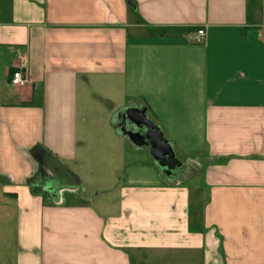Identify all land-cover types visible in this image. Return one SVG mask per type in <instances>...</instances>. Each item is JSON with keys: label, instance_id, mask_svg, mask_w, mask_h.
Instances as JSON below:
<instances>
[{"label": "crops", "instance_id": "crops-1", "mask_svg": "<svg viewBox=\"0 0 264 264\" xmlns=\"http://www.w3.org/2000/svg\"><path fill=\"white\" fill-rule=\"evenodd\" d=\"M134 107L201 161L93 205ZM0 264H264V0H0Z\"/></svg>", "mask_w": 264, "mask_h": 264}, {"label": "rangeland", "instance_id": "rangeland-1", "mask_svg": "<svg viewBox=\"0 0 264 264\" xmlns=\"http://www.w3.org/2000/svg\"><path fill=\"white\" fill-rule=\"evenodd\" d=\"M162 123H166L167 121H171L170 119H160ZM163 134V133H162ZM164 136L167 143L171 146L173 154L177 158L178 162L186 163L189 167L192 166L193 163H200V159L192 154H187V150H180V141L181 136L175 133L174 130L169 133H164ZM103 159L109 160L105 154L103 153ZM87 168L96 170L95 174L91 176L84 172L87 176L83 178L85 184H82V189L87 192V200L91 201L93 205L97 203L102 197H111L108 192L101 191V189H105L111 183L118 182L121 183H134V184H148L155 183L159 180L160 174H164L161 170V167L157 165L156 161L152 158L148 149H143L141 151H135V159L132 160H124L119 165L110 164V167L104 166L99 163L98 167L88 165ZM181 170V169H180ZM196 172L194 169L191 170L188 168L187 174L190 176H196ZM84 177V176H83ZM200 177L196 178V181L199 180ZM195 180V179H194ZM189 181V184H193L195 181ZM67 181L71 183V186L75 185L72 181L71 177L67 178ZM10 259V255L8 256ZM10 262V261H9Z\"/></svg>", "mask_w": 264, "mask_h": 264}, {"label": "water", "instance_id": "water-1", "mask_svg": "<svg viewBox=\"0 0 264 264\" xmlns=\"http://www.w3.org/2000/svg\"><path fill=\"white\" fill-rule=\"evenodd\" d=\"M129 3H131L129 1ZM121 117H125L127 120L132 122L134 125H144L148 129V136L153 140V148L150 151L151 156L155 160L165 159L167 156V160L170 159L171 163L180 165V162L174 157L171 146L164 139L162 133L159 131L157 126L147 117L145 108H128L121 114ZM120 132L123 136L130 139V134L124 131L122 127L123 123L120 124ZM170 167V166H169Z\"/></svg>", "mask_w": 264, "mask_h": 264}, {"label": "flooded vegetation", "instance_id": "flooded-vegetation-1", "mask_svg": "<svg viewBox=\"0 0 264 264\" xmlns=\"http://www.w3.org/2000/svg\"><path fill=\"white\" fill-rule=\"evenodd\" d=\"M121 122L123 123L122 127L124 128V131L128 132L131 136L129 140L133 144L140 146V148L148 149L150 152L153 148L154 142L151 137L148 136V129L144 125L136 126L125 117L120 116L118 124H120ZM118 128H121L120 125L118 126ZM164 158L165 159L154 160L156 161L157 165L161 167V170L165 174L173 175L176 173H181L182 167L180 165L171 163L170 159L167 160V156H165Z\"/></svg>", "mask_w": 264, "mask_h": 264}, {"label": "built area", "instance_id": "built-area-1", "mask_svg": "<svg viewBox=\"0 0 264 264\" xmlns=\"http://www.w3.org/2000/svg\"><path fill=\"white\" fill-rule=\"evenodd\" d=\"M204 35L205 31L202 28L197 29L195 34V40L201 41L204 38ZM10 84L14 87H25L27 85L32 84L24 62L19 64V66L12 71L10 77Z\"/></svg>", "mask_w": 264, "mask_h": 264}]
</instances>
